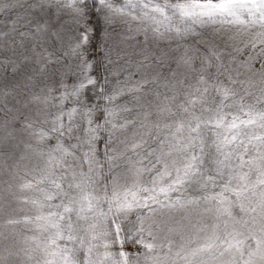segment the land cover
Here are the masks:
<instances>
[{
  "label": "snow or ice",
  "instance_id": "1",
  "mask_svg": "<svg viewBox=\"0 0 264 264\" xmlns=\"http://www.w3.org/2000/svg\"><path fill=\"white\" fill-rule=\"evenodd\" d=\"M0 264H264V0H0Z\"/></svg>",
  "mask_w": 264,
  "mask_h": 264
}]
</instances>
